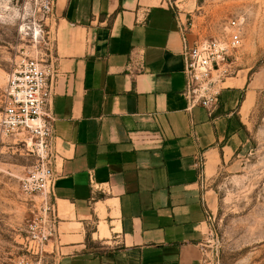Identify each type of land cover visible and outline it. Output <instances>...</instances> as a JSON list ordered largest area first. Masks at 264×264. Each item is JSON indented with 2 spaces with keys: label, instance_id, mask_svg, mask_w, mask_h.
Masks as SVG:
<instances>
[{
  "label": "crops",
  "instance_id": "crops-1",
  "mask_svg": "<svg viewBox=\"0 0 264 264\" xmlns=\"http://www.w3.org/2000/svg\"><path fill=\"white\" fill-rule=\"evenodd\" d=\"M185 18L166 0H54L50 264H203L208 182L248 141L254 92L236 75L211 115L187 109Z\"/></svg>",
  "mask_w": 264,
  "mask_h": 264
},
{
  "label": "rangeland",
  "instance_id": "rangeland-1",
  "mask_svg": "<svg viewBox=\"0 0 264 264\" xmlns=\"http://www.w3.org/2000/svg\"><path fill=\"white\" fill-rule=\"evenodd\" d=\"M166 1L186 15L183 27L192 42L222 38L229 19L244 20L234 77L245 78L254 92L245 119L248 141L234 163L208 182L217 207L207 222L202 260L203 264H264V0ZM39 4L40 0H0V113L7 75L14 65L43 53V42L32 39L41 24ZM34 160L19 142L0 137V264H17L21 255L20 229L30 216V203L21 192L20 180Z\"/></svg>",
  "mask_w": 264,
  "mask_h": 264
},
{
  "label": "built area",
  "instance_id": "built-area-1",
  "mask_svg": "<svg viewBox=\"0 0 264 264\" xmlns=\"http://www.w3.org/2000/svg\"><path fill=\"white\" fill-rule=\"evenodd\" d=\"M54 0H40L41 24L32 39L43 42L40 57H24L7 75L2 95L0 137L19 142L34 163L20 180L22 194L30 203V216L20 229L17 264H50L46 245L55 239L59 221L54 203L55 175L52 170V132L54 119L47 111L53 96L56 57L53 52ZM242 17L226 22L219 39L192 42L181 27V56L185 87L182 92L187 109L201 107L209 115L218 104L226 80L234 77L235 53L241 47Z\"/></svg>",
  "mask_w": 264,
  "mask_h": 264
},
{
  "label": "bare ground",
  "instance_id": "bare-ground-1",
  "mask_svg": "<svg viewBox=\"0 0 264 264\" xmlns=\"http://www.w3.org/2000/svg\"><path fill=\"white\" fill-rule=\"evenodd\" d=\"M248 106H249V99L247 100V103L245 104V107L243 109L244 114L246 113Z\"/></svg>",
  "mask_w": 264,
  "mask_h": 264
}]
</instances>
